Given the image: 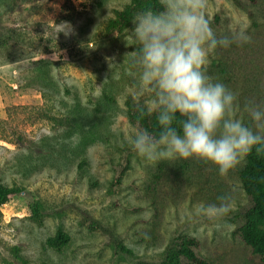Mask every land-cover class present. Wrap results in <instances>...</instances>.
<instances>
[{
    "label": "rangeland",
    "instance_id": "obj_1",
    "mask_svg": "<svg viewBox=\"0 0 264 264\" xmlns=\"http://www.w3.org/2000/svg\"><path fill=\"white\" fill-rule=\"evenodd\" d=\"M129 2L0 0V183L21 190L0 208V264H163L184 235L199 240L196 252L209 264H264L238 228L249 208L247 157L222 176L195 157L152 164L128 143L140 129L129 104L149 109L152 94L139 88L132 29L110 38L104 27ZM207 19L217 36L243 29L251 38L217 48L207 74L236 95L237 118L252 127L248 107L264 106V0H208ZM62 22L73 26L70 38L56 36ZM219 196L234 211L215 221L195 214ZM86 217L110 224L134 254L115 250ZM58 228L71 236L61 250L48 245Z\"/></svg>",
    "mask_w": 264,
    "mask_h": 264
},
{
    "label": "clouds",
    "instance_id": "obj_2",
    "mask_svg": "<svg viewBox=\"0 0 264 264\" xmlns=\"http://www.w3.org/2000/svg\"><path fill=\"white\" fill-rule=\"evenodd\" d=\"M159 5L160 10L138 12L131 30L138 46L132 62L139 69V88L152 94L148 111L155 113L159 131L134 130L128 143L152 164L195 157L215 165L222 176L253 151L264 155V106L248 107L249 127L237 118L236 95L207 74L217 48L251 38L243 29L217 36L207 19L208 0H159ZM74 32L62 22L56 36L70 38ZM217 199L219 204L196 206L195 214L215 221L234 211L228 197Z\"/></svg>",
    "mask_w": 264,
    "mask_h": 264
},
{
    "label": "trees",
    "instance_id": "obj_3",
    "mask_svg": "<svg viewBox=\"0 0 264 264\" xmlns=\"http://www.w3.org/2000/svg\"><path fill=\"white\" fill-rule=\"evenodd\" d=\"M240 3L243 0H234ZM251 4H257L259 0H244ZM152 8L160 10L159 0H130L122 9H116L114 16L108 19L105 24V32L108 37H121L134 25L132 20L134 16L146 9ZM8 45L14 50L20 49L18 41L13 37L6 39ZM129 112L132 121L140 129L148 130L158 134L159 125L155 113H149L145 103L132 102L129 104ZM177 119H180L177 114ZM166 175V163L162 162L159 167L157 178L162 180ZM242 183L245 193L249 199V208L246 210L238 226L239 233L244 243L251 249L254 255L260 257L264 263V155H257L253 151L247 156V163L241 172ZM21 190L15 186H7L0 183V208L6 204L10 198L18 194ZM32 215L35 220L42 222V205L39 202L32 204ZM84 223L91 229L100 232L108 243L115 249L128 255H133L131 248L125 246L122 241L116 239L110 224L103 220L84 218ZM71 241L69 233L62 228H58L53 236L48 239V245L61 250ZM200 247L198 239L191 235L180 236L176 241L171 242L164 252L163 264H209V261L196 252ZM137 264H149V262L140 260Z\"/></svg>",
    "mask_w": 264,
    "mask_h": 264
}]
</instances>
